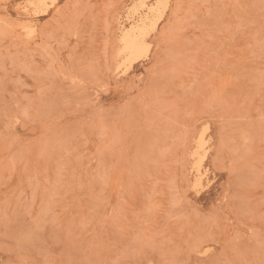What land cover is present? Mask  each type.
I'll return each mask as SVG.
<instances>
[{"label": "rangeland", "instance_id": "rangeland-1", "mask_svg": "<svg viewBox=\"0 0 264 264\" xmlns=\"http://www.w3.org/2000/svg\"><path fill=\"white\" fill-rule=\"evenodd\" d=\"M0 264H264V0H0Z\"/></svg>", "mask_w": 264, "mask_h": 264}]
</instances>
